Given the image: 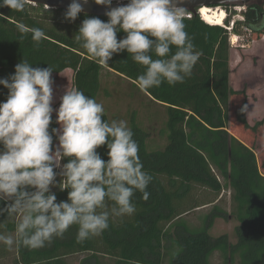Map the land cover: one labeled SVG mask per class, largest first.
<instances>
[{
	"label": "trees",
	"instance_id": "16d2710c",
	"mask_svg": "<svg viewBox=\"0 0 264 264\" xmlns=\"http://www.w3.org/2000/svg\"><path fill=\"white\" fill-rule=\"evenodd\" d=\"M263 8L264 3L245 6L242 21L232 22L231 32L236 34L239 26L255 31L264 16ZM65 12L31 4L23 11L0 7V79L14 75L22 60L33 67L49 66L52 75L71 70L72 87L98 102L101 93L105 98L110 95L101 86L102 71L106 70L163 107L166 143L162 149L148 151L149 133L132 111L128 126L139 145L143 170L152 176L146 189L148 199L135 192L132 202L136 212L110 220L109 228L99 236L78 241V226L73 225L43 248L14 246L12 264H70L68 259L76 255L82 256L78 264H211L214 254L220 264H264V165H259L255 147L246 146L227 130L230 99L243 94L230 85L229 21L225 19V26L210 25L199 14L186 11L185 30L196 50L202 52L191 76L184 83L163 82L143 91L136 81L145 68L133 61L131 54H114L108 65H102L74 39L85 18L107 22L108 17L80 13L69 22ZM21 25L27 30L42 29L46 38L37 44L30 31L20 30ZM125 35L119 33L118 40ZM7 95L8 90L0 85V103ZM245 107L246 101L241 102L235 119L256 132L264 120L250 127ZM104 119L110 122L106 112ZM53 128H58L54 114L49 131ZM53 139L55 146L58 141ZM97 152L107 161L106 146ZM224 190L230 192L229 216L238 223L233 231L235 243H230L227 235L209 234L215 220L228 216L221 205ZM52 192L57 202L67 200V189L53 188ZM206 206L210 209L198 226L191 227L182 219ZM14 227V220L0 217V233L13 232ZM6 250L0 243V260Z\"/></svg>",
	"mask_w": 264,
	"mask_h": 264
},
{
	"label": "clouds",
	"instance_id": "9594fccd",
	"mask_svg": "<svg viewBox=\"0 0 264 264\" xmlns=\"http://www.w3.org/2000/svg\"><path fill=\"white\" fill-rule=\"evenodd\" d=\"M88 2L72 0L65 20L74 22ZM94 2L110 8L107 22L85 18L74 39L100 64L108 65L114 54H131L145 68L136 81L143 91L191 76L202 52L185 30V9L176 7L183 0H128L115 8L112 0ZM29 3L35 2L0 0V7L23 11ZM20 30L30 31L37 44L46 38L40 28ZM121 32L126 35L118 40ZM53 71L22 60L14 75L0 79L8 90L0 103V217L15 221L13 232L0 233V243L9 249L43 248L73 225L78 241L99 236L110 220L136 212L135 192L149 197L152 176L143 170L128 123L104 119V105L77 88H67L54 110ZM54 111L59 128L50 132ZM101 146L108 149L107 161L97 152ZM56 187L68 190L66 201L57 202Z\"/></svg>",
	"mask_w": 264,
	"mask_h": 264
},
{
	"label": "rangeland",
	"instance_id": "374dc122",
	"mask_svg": "<svg viewBox=\"0 0 264 264\" xmlns=\"http://www.w3.org/2000/svg\"><path fill=\"white\" fill-rule=\"evenodd\" d=\"M225 19L229 21V27L234 21H242L241 13L243 6L227 5ZM264 9V8H263ZM225 19L221 22L225 26ZM264 20V16L262 17ZM230 55V85L236 91L243 94L233 96L230 99L228 132L244 143L248 147H255V153L259 165H264V124L256 132L243 128L236 119L234 112L241 102L246 101V120L250 127L256 122L264 120V28L256 27L255 31L249 30L244 26L237 28V33H229ZM232 42V43H231ZM72 71L67 70L61 74L52 75L53 85V104L52 107L58 109L60 100L65 90L72 87ZM102 90H107L110 95L105 98L101 93L99 101L104 105L105 112L110 120H125L127 123L132 111L137 114L138 124L149 133L148 151L162 149L166 143L165 131V112L163 107L157 106L135 89L129 82L103 70L101 78ZM53 114L56 117L55 111ZM59 128V125H58ZM59 170L57 169V172ZM264 174V169L261 168ZM60 177L57 178V183ZM58 188V187H56ZM55 188V189H56ZM222 206L227 211L226 219H217L210 236L218 237L227 235L230 243H235L234 228L238 225L237 221L230 215V192H222ZM210 206L196 210L182 219L191 227L200 224L204 214L208 212ZM14 246L7 247L5 257L0 260V264H12ZM81 255L72 256L68 259L70 264H78ZM211 264H220L218 254L210 258Z\"/></svg>",
	"mask_w": 264,
	"mask_h": 264
},
{
	"label": "water",
	"instance_id": "95a60500",
	"mask_svg": "<svg viewBox=\"0 0 264 264\" xmlns=\"http://www.w3.org/2000/svg\"><path fill=\"white\" fill-rule=\"evenodd\" d=\"M35 3H29L31 5H42L48 9H61L66 11L72 0H34ZM128 1L116 3L112 2L111 8L126 5ZM251 3H255L261 6L264 0H183L182 3L176 5V7L184 8L190 14H199V11L203 7L215 9L219 7L220 9L227 5L235 6H247ZM110 8L103 5H97L94 0H89L86 5H83L82 14H89L94 16H106V12Z\"/></svg>",
	"mask_w": 264,
	"mask_h": 264
},
{
	"label": "bare ground",
	"instance_id": "6f19581e",
	"mask_svg": "<svg viewBox=\"0 0 264 264\" xmlns=\"http://www.w3.org/2000/svg\"><path fill=\"white\" fill-rule=\"evenodd\" d=\"M199 15L206 23L211 25H219L225 17V12L219 7L215 9L203 7L200 9Z\"/></svg>",
	"mask_w": 264,
	"mask_h": 264
},
{
	"label": "built area",
	"instance_id": "2783aa9c",
	"mask_svg": "<svg viewBox=\"0 0 264 264\" xmlns=\"http://www.w3.org/2000/svg\"><path fill=\"white\" fill-rule=\"evenodd\" d=\"M126 1H128V0H112V2H116V3H121V2H126ZM226 29L228 30L229 33H231L232 26L231 27H226Z\"/></svg>",
	"mask_w": 264,
	"mask_h": 264
}]
</instances>
